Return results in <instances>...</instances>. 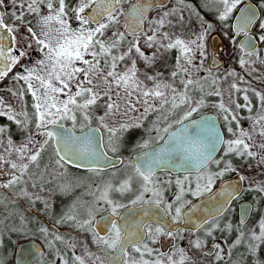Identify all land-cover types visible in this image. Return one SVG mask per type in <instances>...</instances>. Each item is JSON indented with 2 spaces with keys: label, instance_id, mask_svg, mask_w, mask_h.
<instances>
[{
  "label": "snow or ice",
  "instance_id": "1",
  "mask_svg": "<svg viewBox=\"0 0 264 264\" xmlns=\"http://www.w3.org/2000/svg\"><path fill=\"white\" fill-rule=\"evenodd\" d=\"M8 3L11 11H0V81L11 79L13 87L8 92L12 97L22 99L30 93L34 111L29 115L23 104L17 110L0 98V117L15 123L25 134V139L17 145L7 135L8 130L0 127V176H7L6 181L0 182V190L12 194L9 197L0 191L4 220L12 221L10 226L2 221L0 224L10 232L27 234L30 231L31 221L8 208L14 200H26L30 206L40 202L45 212L50 211L48 199L40 195L45 191L47 172V166L41 170L40 161L49 145L57 169L76 164L99 176L109 165L115 166L109 153H120L127 146L129 134L144 128V122L155 114L151 126L145 129L148 138L133 148L134 152L137 148L143 151L136 152L127 163L117 157L127 170L122 178L102 180L95 190L89 185L88 194L93 199L85 209L86 218H81L78 203H74L53 221L54 225L70 224L77 231L89 233L95 252L84 245L83 254L76 255L77 243L42 224L38 226L49 254L54 257L49 264L57 261L59 264H88L89 261L90 264H165L161 258L163 253L155 259L145 258L151 257L154 251L149 242L156 243L160 237L184 238L185 229L172 230L165 216L173 225L195 226L189 239L190 249L199 251L209 238L216 240V233L235 231L237 236L227 251L229 259L232 250L241 245L248 255L256 257L258 249L264 246V216L258 218L255 227H247L245 218L252 210L242 208L235 228L225 217L232 210L233 202L246 192H255L264 200V181L251 180L233 164V158H240L264 166V92L252 89L258 105L255 115H251L254 106L249 89H241L238 82L231 83L232 92H244V104L235 103L234 110L223 102L220 84L238 74L231 70L224 75H213L211 68L205 69L204 62L206 42L219 27L228 30L225 35L237 46L238 53H242L238 55V64L249 68V75L255 71L251 65L257 62L264 65L258 48L264 44V2L254 6L245 4V0H211L217 23L202 19L196 13L199 30L189 38L163 31L166 25L174 27L169 17L176 16L183 23L184 17L178 12L184 7L194 11L184 0H177V7L152 19L148 13L154 5L148 0H75L74 4L69 0H8ZM0 9H6L5 0H0ZM237 11L239 15L234 16ZM29 17L35 19V25ZM233 18L235 22L231 23ZM72 20L77 22L76 27L70 23ZM241 35L244 38L237 44L235 37ZM172 50L179 55L168 79L161 72H140L139 61L151 68ZM33 51H38L41 58L25 63L32 60ZM17 68L20 71H14ZM205 71L207 75H201ZM243 81L244 77H239V82ZM211 96L221 98L212 107L222 114L231 138H222L214 121L193 119L195 113L207 106L206 98ZM241 108L250 114L249 129L240 124L236 110ZM65 121L71 122L70 129L65 128ZM57 127L63 131H55ZM98 133L105 134L106 138ZM218 149L223 152L219 159L216 158ZM211 164L216 165L214 171L208 170ZM157 169L186 174L173 181L157 176ZM193 169L196 170L194 180ZM227 173H235L238 183L223 185L220 192H214L216 181ZM116 175V172L111 174ZM173 184L174 199L169 202L165 192ZM29 187L37 191L30 192ZM61 191L67 189L61 188ZM206 194L213 203L206 216L193 220L192 200L187 197L199 199ZM137 208L142 213L138 220H130L121 212L127 209L131 214ZM157 211L161 214L158 219ZM101 212L109 215L97 221V214ZM17 215L19 224L15 222ZM99 222L106 226L104 234L98 230ZM56 242L71 250V257ZM3 243L0 238V246ZM213 247L215 264H221L225 249L219 242ZM129 248L138 256L130 254ZM177 253L179 259H174ZM244 255L241 253V260ZM166 261L167 264H195L183 248L168 255ZM0 264H4L2 259ZM40 264H44L43 259ZM251 264H264V259H253Z\"/></svg>",
  "mask_w": 264,
  "mask_h": 264
},
{
  "label": "rangeland",
  "instance_id": "2",
  "mask_svg": "<svg viewBox=\"0 0 264 264\" xmlns=\"http://www.w3.org/2000/svg\"><path fill=\"white\" fill-rule=\"evenodd\" d=\"M262 0H259V3H261ZM69 3H75V0H69ZM184 4L190 6V8L194 11L190 12V9L188 7H184L182 12H178V15H183L184 17V21L183 23H179L177 20L176 16L173 17H169V19L172 21V24L174 25V27H169L168 25L165 26V28L163 29V31H170V32H175L176 34L180 35L182 34L184 38H189L191 36H193L194 32L199 30V20L197 19V15L196 13H199L200 17L202 19H205L207 21L213 22L214 24L217 23V21L215 20V12L211 3V0H184ZM177 7V0H172L171 3L165 7L163 10H159L157 11L155 14H153L149 19L152 18H156L158 15L162 14L163 11H167L171 8ZM231 22V21H230ZM32 23L33 25H35L36 21L35 19H32ZM70 23L72 24L73 27L77 26V22L72 20L70 21ZM147 27V26H146ZM220 33L224 36L227 29H223V28H219ZM37 31H39V29H37ZM207 45V42H206ZM261 54H262V58H264V44H261V48H260ZM179 55V53L176 50H172L169 53H167L165 55V58L158 61L156 65L157 68H160L162 71H158L163 73V78L164 79H168L170 77V73L173 69L174 63H175V59L176 57ZM41 58V54L38 51H33L32 52V60L28 61V63H32L33 61H35L36 59H40ZM90 58V57H89ZM205 63V62H204ZM234 63H231L230 65H227L225 68H222L217 75H224L226 71H231V70H235V72L238 74L237 77L233 78V77H228L226 81H223L220 84L221 89L224 92V96H223V102L226 105H231V107L235 110V103H240V104H244V100H243V96H244V92H239V93H235L232 92L230 90V84L233 82H238V86L241 89L244 88H248V95H249V99L252 101L253 104V111L251 113V115H255L256 111H257V105H258V100L257 98H255L253 96V92L252 89H255L256 91H260V92H264V65H261L259 62L251 65L252 69H255V71L251 72V75H249V68H241L239 66V64L236 67ZM205 67V64H204ZM206 69V68H205ZM141 73H143L144 71H140ZM155 72L157 71H151L148 72V74H155ZM201 75H207L206 71L201 73ZM244 77V81L243 82H239V77ZM143 79V77H141ZM22 83V82H21ZM149 86H151V82H148ZM5 93V94H4ZM231 93V99H229V95ZM2 94L3 95V99L8 102L10 95L4 91ZM7 94V95H6ZM26 97H28L29 101H30V105L31 107L28 108L26 111L31 115V113L34 111L32 108V104H33V99L31 97V94H26ZM63 98V97H61ZM220 97H216V96H211V97H207L206 98V103H208L209 108L212 109V112L218 116L219 120H220V124L222 122V126H223V131H224V135H225V139L231 138V134L227 133V129L225 128V124L224 121L222 119V114H220L217 109L212 107V104L214 103H219L220 102ZM17 100V99H16ZM11 102V101H10ZM21 103L15 104L13 105V107L17 110L20 109L21 106H18ZM202 110V109H201ZM238 113V116L240 117V124L243 128L245 129H249L250 126V121L248 119L249 117V112L247 111V109L241 108L239 110H236ZM199 114L195 113V115ZM4 119H7L6 117H2ZM154 118H156L155 114H154ZM67 122V121H65ZM70 124L71 122L68 121ZM64 123V122H63ZM93 124H95V122H93ZM233 127H235V123L233 124ZM136 137V136H135ZM106 138V137H105ZM128 139L130 138H134L132 136H128ZM39 139V137H38ZM136 139V138H135ZM256 141L257 143L260 142V138L257 136L256 137ZM126 149H128V147L126 146ZM51 161V163H49L51 166L55 165L54 162H52V159H49ZM235 160V164L234 166L237 167L238 171L241 174H244L246 177H249L251 180L253 181H264V166H257V162L256 161H252L249 160L247 162H245L243 159L240 158H234ZM48 162V160H47ZM214 165L211 166V168H209L208 170H215ZM127 171L126 169H110L107 172L105 171V174L102 175H93L90 174L88 172H83V173H76L73 171H70L66 168L64 169H57V170H47V172L44 174V184L43 187L45 188V191L43 193H41L42 196L46 197L47 199L50 198H60L62 202L66 203V205H68L70 207L72 202H75L76 200L79 199V197L81 198H90L92 197L91 195H89V185H91L92 189L95 190V187L98 185L95 184L93 185V183L89 182L91 179H104L107 180L108 179H119V175L121 172H125ZM113 172H116L117 175L115 177H112L111 174ZM89 182V183H87ZM78 187H81L80 191H75V189H77ZM61 188H65L67 189V191H61ZM30 192L33 191H37V190H29ZM77 192V193H76ZM175 192V190H174ZM173 192V193H174ZM55 193V194H54ZM173 193H171L169 195V198H167L170 202V200L172 201V199H174ZM244 195H247V197L249 198V200L251 201V203L253 204V218L251 223H249L248 225L246 224L247 227H255L256 224H258V218L260 216H264V200H262L255 192H246L244 193ZM58 196V197H57ZM191 197V196H189ZM187 197V199L189 198ZM58 208L60 206H57ZM64 210V209H63ZM65 213V212H64ZM63 214V213H62ZM61 214V215H62ZM61 215H57L54 217V219L59 218ZM226 220L228 221L229 219L226 218ZM184 238L180 239L178 237V243L167 253L163 254V257H161L162 259L165 260V264H167L166 258L168 255L172 254L173 252H176V250L178 248H183L185 250V252L188 254V256L191 258L192 261L195 262V264H215V253L211 256V257H206L203 254V249L207 246V245H214V243L219 242L221 244V246L225 249V259L222 262L225 263H230L233 264L234 259L237 256V253L234 255L235 250L233 249V255L231 257V259H229V257L227 256V251L229 248V244H227L224 240V238H220L218 237V235H216V240H212L211 238H209L205 244V246L199 250H193L190 249L189 247V239L191 238L190 236H186L183 235ZM237 236V233L234 231V235H233V241L235 240ZM70 240V239H68ZM232 241V242H233ZM147 242V241H146ZM157 243V242H156ZM156 243H151L149 242V246L154 250L153 254L151 257H145L146 259H155L157 257L160 256V252L158 250V246ZM216 250V249H215ZM65 251H67L68 256L71 257L72 255V251L69 249L65 248ZM130 254L133 255H137L138 254H134L132 253V250L129 252ZM83 253H76V255H82ZM53 258L51 259H44V262H50ZM85 259L87 260V257H85ZM174 259H179V254L177 253V255L174 257ZM57 264H59V261H57ZM88 264H90V261L88 262Z\"/></svg>",
  "mask_w": 264,
  "mask_h": 264
},
{
  "label": "flooded vegetation",
  "instance_id": "3",
  "mask_svg": "<svg viewBox=\"0 0 264 264\" xmlns=\"http://www.w3.org/2000/svg\"><path fill=\"white\" fill-rule=\"evenodd\" d=\"M171 1L169 2V4L171 3ZM246 1H251L256 6H258V4H259V0H245V2ZM262 2H264V0H262ZM5 3H6V9H0V11H11V7L12 6L8 3V0H5ZM167 6H165V7H167ZM165 7L159 8V9L163 10ZM155 13H156V10L151 12L148 17L150 18ZM234 16H235V13H234ZM29 18L32 19L31 17H29ZM231 23H232V21H231ZM146 26L147 25H145V27ZM219 30H220L219 27H217L216 31L218 32V34L220 35V37H221V39H222V41L224 43V51L220 52L218 56L223 61V66L221 68H219L218 70L212 71L213 75H217L218 72L222 68H225L227 65H230L231 63H234L235 66H233V67H236L238 65V55H242V53H238L237 46L231 44L229 39H228V37L222 35ZM21 31H24V29L22 28ZM252 31L255 33V28H253ZM243 38H244L243 35H241L239 37H235V39L237 40V44ZM206 47H207V59L205 60L204 64H205V68L208 69L207 68L208 59H209L208 40H207ZM258 48L260 49L261 45H258ZM146 52H148V51H146ZM25 63H28V61H26ZM14 71H20V69L17 68ZM206 74H207V72H206ZM10 87H13V82L11 81L10 78H6L3 81H0V98H4L3 95L5 93L4 94H2V93L4 91H6L10 95L9 100L11 102L8 101L9 103H11L13 105L21 103V104H23L25 106L26 110L28 108H30L31 105H30V101H29L28 97H26L25 95H24V97L22 99H20L18 97H12L11 94L8 92V89ZM16 87L19 88V85H16ZM21 104H19L18 106H21ZM195 116H197V115H195ZM195 116L193 115V117H195ZM216 117L218 118L217 115H216ZM154 119H155L154 118V114L149 116L148 120L144 122V128L135 130L134 132L131 133V136L135 137V136H141L142 135V137H140L142 139L138 140L140 142L143 139H147L148 136H147V133H146L145 129L151 126L150 125V121H152ZM220 120L218 118L219 124H220ZM64 125H66V126L71 128V125L69 124L68 121L64 122ZM220 126H221V129L223 131L222 122H221ZM0 127H5L8 130L7 135H10L11 138L13 139L14 143L17 144V145L19 143H21L25 139V134L21 132L20 128H18L15 123H13L11 121H8L7 119H4V118L0 117ZM77 132H79V131H77ZM102 135H103V133H102ZM152 135H155V133H153ZM223 135H224V131H223ZM224 138H225V135H224ZM37 139H38V137H37ZM4 143L5 144L7 143L6 138L4 139ZM153 146H155V144H153ZM140 151H143V150L137 148L135 150V152L133 150H131V151H121L120 153H118L116 155H113L112 153H109V156L114 157V158L119 157V158L123 159L127 163L129 159L133 158V156H134V154H136V152H140ZM0 152H2V149H0ZM222 155H223V152L221 150H219L218 153L216 154V158L219 159L220 156H222ZM53 157H54V153L52 151L51 145H49V147L46 150V152L42 155V158H41V161H40L41 170H43L45 168V166H47V170H50V169L57 170L55 165L51 166L49 164V163H51V161L49 159H52ZM47 160H48V162H47ZM233 164H235L234 158H233ZM212 165H214V167L216 169V165L215 164L209 165V168H211ZM65 168L70 170V171L76 172V173L87 172L85 169H78V168L70 167L68 165H66ZM110 169H117L118 170V169H125V168H124L123 165L118 163L114 167L111 166V167L106 168L105 171L107 172ZM122 174H123V172L120 173V175L118 177L119 179L122 178ZM185 174L186 173H171V172H167V171L157 172V176H159L161 178H170L173 181L177 178V176H179L182 179L183 175H185ZM104 175L106 176L105 173H104ZM232 175H236V174L235 173H227L221 180H217L216 183L214 184L213 189L219 184L220 181H222L223 179L228 178V177H230ZM192 178H193V180L195 179V172H192ZM6 179H7V176H0V182L6 181ZM102 180H105L104 177L101 180H99L97 178L91 179L89 182L90 183L92 182L93 185H95L97 183L100 184ZM107 180H108V178H107ZM89 182H87V183H89ZM29 190H34V189H31L29 187ZM80 190H81V187H78L77 189H75V191H80ZM174 190H175V185L173 184L172 187L167 192H165L166 198H169V195L171 193H173ZM0 191H4V194L9 196V197H11V195H12L7 190H0ZM40 195H41V193H40ZM92 199H93V197H90V198H81V197H79L78 200H76L75 202L71 203V205H73L74 203H78V207L80 209L81 218H86L85 209L91 204ZM188 199L194 201L197 198L189 197ZM48 201H49V203L51 205V208H50L49 212H45V210L43 208V205L40 202H36V204L34 206H30L29 202L26 201V200H14L11 204L8 205L9 209H14L18 214H23L24 216H26L31 221V223L28 225V228L30 229V231H28L27 234L10 232V231H8L7 229H5L3 227V224H8L10 226L12 224V221L11 220H4L5 209H4L3 206H0V221L3 222V224H0V233H2V236H0V238H2L3 241L5 240V238L7 239V242L4 245V247H0V252H4V254H6L5 256H2L3 258L0 256V259H2L4 261V264H14V253H15L16 245L18 243H20V242H22L24 240H27V239H35L36 238L35 236L41 237L40 233L38 232V226L41 225V224L46 226V227H48L50 229V231H55L58 234L64 233L67 240L70 239L72 242L77 243V247L75 249L76 253H83L82 249H83L84 245L88 246V250L89 251H91V252H95L96 251V246L94 244H92L91 235L89 233L77 231L73 226H72L73 229L70 228V229L67 230V229H64V227H61V225H54L53 224V221L55 220L54 217L57 216V215H61L62 213L66 212L69 209V206L66 205V203L62 202L59 197L55 198V199L54 198H50V199H48ZM242 201H247V202H249L251 204V210L252 211H251V214H250V217H249L248 221L250 220V218L252 216V213H253V209H254L253 208V204L251 203V201L249 200L247 195L243 194L242 197L239 200L233 202L232 205H235V213H236L237 223H239L238 222V217H237L238 205ZM124 202H127L126 198L124 199ZM170 202H171V200H170ZM57 206H60V207L58 208ZM105 214H109V213L101 212V213L97 214V218L99 216H102V215H105ZM248 221L245 223V225L248 223ZM15 222H16V224H19V216L18 215H17V218H16ZM69 227H70V224H69ZM191 233L192 232L185 231L183 233V235L190 236ZM30 235L33 236V238H28V236H30ZM160 238H162V237H160ZM164 238H167V237H164ZM35 240H37V239H35ZM177 241H178V238L174 240V246L178 243ZM39 244L41 245V247L43 249V253H44V247H43L42 243L39 242ZM156 244H158V242ZM207 246H210V245H207ZM131 250H132L131 248L128 249L129 252ZM215 251L216 250H214V252ZM203 254H204V252H203ZM211 256H208V257H211ZM40 258H42V257H40ZM39 259L36 260L35 262L31 263V264H40ZM44 264H49V262H44Z\"/></svg>",
  "mask_w": 264,
  "mask_h": 264
},
{
  "label": "water",
  "instance_id": "4",
  "mask_svg": "<svg viewBox=\"0 0 264 264\" xmlns=\"http://www.w3.org/2000/svg\"><path fill=\"white\" fill-rule=\"evenodd\" d=\"M171 0H148V2L152 3L154 5V7L152 9H150L149 14L156 8H163L165 6H167V4L170 2ZM245 4H252L254 6H256L254 3H252L251 1H246ZM243 6V5H242ZM235 15H239V11H237L235 13ZM235 20L233 18L232 23H234ZM243 40V39H242ZM208 48H209V59H208V64H207V68H211L212 71L214 70H218L219 68H221L223 66V61L219 58V53L224 51V43L220 37V35L218 34L217 31H214L212 33V35L209 37L208 39ZM193 119L195 120H203L206 122H215V127L216 129H218L221 133V137L224 138L223 135V131L221 129V126L219 124V121L216 117V115L214 113L208 112V113H203L200 114L196 117H194ZM96 127V126H93ZM66 129H70V127L65 125ZM55 131L58 132H62L63 129L60 128H55ZM77 135H79V132L76 133ZM102 135L101 133L97 134ZM161 143H163L161 141ZM153 147H156L153 146ZM219 151V149H218ZM217 151V153H218ZM216 153V154H217ZM136 154H134L133 158L135 157ZM111 157V156H110ZM113 163L114 165H117L118 159L112 157ZM68 166L70 167H74V168H78V169H82L76 166V164H68ZM112 165H109L108 167H111ZM107 167V168H108ZM160 171H167V172H171V173H178V172H174L171 171L169 169H157V172ZM196 170L193 169L192 172H195ZM179 173H183V172H179ZM238 183V179L236 175H232L228 178L223 179L222 181L219 182V184L213 189L214 192H220L222 190L223 185L226 184H236ZM213 202L209 200V196L206 194L203 197H200L199 199H195L194 201H192V205L190 207L193 208V220H195L197 217H203L207 215V209H209L211 207V204ZM249 208L251 209V204L247 201H242L239 203L238 205V210H237V217H238V222L240 221V213H241V209L242 208ZM122 214L125 216H128L130 220H138L140 218V215H142V213L140 212V210L137 209H133L131 211V214L129 213V210L127 209H123ZM137 213H139L137 215ZM251 214V213H250ZM109 214H105L102 216H99L97 218V221H101V218H106ZM160 212L157 211L156 212V218L158 219L160 216ZM250 215L245 218V223L248 221ZM148 219V218H145ZM164 220L168 221V225L171 227L172 230H175L177 227H182L185 229V231L188 232H194L195 231V226L194 225H190L187 223L181 224V225H173L171 224V220L170 218H168L167 216L164 217ZM121 224H123V220L119 221ZM98 230L101 231V234H104V230H105V224L103 222H99L98 225ZM158 250L160 253H167L173 246H174V240L170 239V238H160L158 240ZM215 248L210 245L204 248L203 252L204 254H206V256H211L214 253ZM30 252V254H29ZM41 253H43V249L41 247V245L39 244V242L35 239H27L24 240L20 243H18L16 245V249H15V253H14V264H31L33 262H35L36 260H38L41 257ZM114 255V254H113ZM118 264V262H117Z\"/></svg>",
  "mask_w": 264,
  "mask_h": 264
},
{
  "label": "trees",
  "instance_id": "5",
  "mask_svg": "<svg viewBox=\"0 0 264 264\" xmlns=\"http://www.w3.org/2000/svg\"><path fill=\"white\" fill-rule=\"evenodd\" d=\"M160 9H156V12L157 11H159ZM145 51H148V52H151L152 50H150V49H144ZM157 64V63H156ZM138 68L140 69V71H147V72H151V71H162L160 68H157L156 67V65H153V67H151V68H149V67H147L146 66V64L143 62V61H139L138 62ZM206 107H204V108H202V110L199 112V114H202V113H207V112H212V109H210L209 108V104L208 103H206ZM70 124V123H69ZM71 125V124H70ZM94 125H96V124H94ZM103 135H105V134H103ZM130 136H131V134H129ZM105 137H106V135H105ZM140 137H142V135L141 136H136V137H134V138H130V139H128L127 138V147H128V149H126V147L122 150V151H131V150H133V148L135 147V145L138 143V142H140V141H138V140H140V139H142V138H140ZM136 138V139H135ZM231 208H232V210L226 215V217H225V219L226 218H228L229 220L228 221H231V223L233 224V227L235 228L236 227V225L238 224L237 223V220H236V213H235V205H232L231 206ZM252 218H253V215L251 216V218H250V220L248 221V223H247V225L249 224V223H251V221H252ZM225 219H222L221 220V223H224L225 222ZM64 225V226H63ZM63 225H61V227H64V229H73L72 228V226L70 225V227H69V224H63ZM60 235H62L63 237H65L66 238V236H65V234L64 233H61ZM216 235H218V237H220V238H224V240L226 241V243L227 244H231L232 243V241H233V235H234V231L231 233V234H228V233H224V234H221V233H216ZM68 236V235H67ZM36 238L35 239H37L40 243H42V245H43V247H44V253H43V257L42 258H40L39 259V262L41 261V259H46V260H48V259H51V258H53V256H51L50 254H49V250H48V248H47V246L45 245V243H44V240H43V237L41 236V237H37V236H35ZM28 238H33V236H28ZM86 239V238H85ZM6 242H7V239L5 238V240H4V243H3V245L2 246H0V247H4V245L6 244ZM56 244H57V246L58 247H60L61 249H63V250H65V246L64 245H62V244H60L59 242H56ZM2 249V248H1ZM237 253V256H236V258L234 259V261H240V264H251V261L253 260V259H256V258H260V259H264V246H262V248L261 249H258V251H257V253H256V257H252V256H250V255H248L247 253H246V249L244 248V246L243 245H241V246H238V248L235 250V253H234V255ZM241 253H244L245 255H244V258L241 260L240 259V257H241ZM6 254H4V252H0V256L2 257V256H5ZM3 258V257H2ZM221 264H230V263H225V262H221Z\"/></svg>",
  "mask_w": 264,
  "mask_h": 264
}]
</instances>
